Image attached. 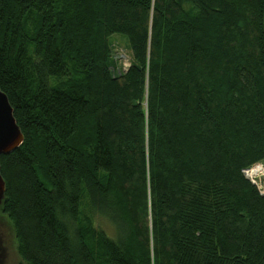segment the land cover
Here are the masks:
<instances>
[{"label":"trees","instance_id":"trees-1","mask_svg":"<svg viewBox=\"0 0 264 264\" xmlns=\"http://www.w3.org/2000/svg\"><path fill=\"white\" fill-rule=\"evenodd\" d=\"M0 91L26 264H264V0H0Z\"/></svg>","mask_w":264,"mask_h":264},{"label":"rangeland","instance_id":"rangeland-1","mask_svg":"<svg viewBox=\"0 0 264 264\" xmlns=\"http://www.w3.org/2000/svg\"><path fill=\"white\" fill-rule=\"evenodd\" d=\"M112 51L118 64L117 69L121 73L126 71L130 65V53L127 39L122 36H114L111 39ZM243 178L254 187L260 196H264V161H258L246 167L241 172ZM109 228L106 231L109 233ZM0 249L1 264H26L18 255L17 243L14 239L11 224L0 214Z\"/></svg>","mask_w":264,"mask_h":264},{"label":"water","instance_id":"water-1","mask_svg":"<svg viewBox=\"0 0 264 264\" xmlns=\"http://www.w3.org/2000/svg\"><path fill=\"white\" fill-rule=\"evenodd\" d=\"M23 142V136L16 124L13 110L7 97L0 91V156H5L17 149ZM5 183L0 175V204L4 197ZM0 249V264L1 262Z\"/></svg>","mask_w":264,"mask_h":264}]
</instances>
